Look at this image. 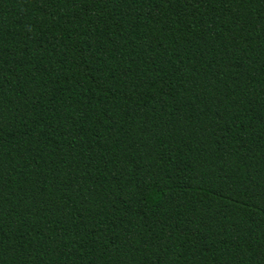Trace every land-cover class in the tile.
<instances>
[{"label":"trees","instance_id":"trees-1","mask_svg":"<svg viewBox=\"0 0 264 264\" xmlns=\"http://www.w3.org/2000/svg\"><path fill=\"white\" fill-rule=\"evenodd\" d=\"M0 264H264V0H0Z\"/></svg>","mask_w":264,"mask_h":264}]
</instances>
